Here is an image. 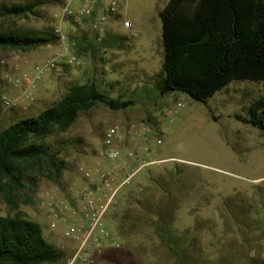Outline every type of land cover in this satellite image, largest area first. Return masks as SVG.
<instances>
[{"label": "rangeland", "instance_id": "374dc122", "mask_svg": "<svg viewBox=\"0 0 264 264\" xmlns=\"http://www.w3.org/2000/svg\"><path fill=\"white\" fill-rule=\"evenodd\" d=\"M66 1L0 0V6L40 3L34 16L4 20V25L38 36L60 27L79 59V64L66 58L58 61L29 99L23 89L12 86L10 77L57 57L63 44L57 41L30 53L0 50V130L38 115L74 83H95L108 97H122L133 105L121 111L98 105L81 112L66 133L55 131L46 147L63 163L61 175L56 176L49 164L26 172V188L12 192L13 203L39 222L44 237L58 247L65 225L49 226L40 197L55 190L64 217L71 216L77 193L99 185L84 173L106 162L101 151L110 127H133L137 135L124 140L120 149L146 145L149 160L156 163L119 193L105 225L117 234L121 246L95 257L93 264H224L227 249L230 263L249 264L238 248L236 227L249 206L264 211V130L237 115H245L244 109L264 95V83L236 80L206 102L182 92L161 96L157 80L164 46L159 12L169 0H120L122 12L109 20L103 39L127 38L121 47L103 46L88 24L74 29L72 22L62 19ZM142 124L153 131L149 142ZM15 212L6 191H0V215ZM61 250L66 257L56 264H67L72 250Z\"/></svg>", "mask_w": 264, "mask_h": 264}, {"label": "trees", "instance_id": "16d2710c", "mask_svg": "<svg viewBox=\"0 0 264 264\" xmlns=\"http://www.w3.org/2000/svg\"><path fill=\"white\" fill-rule=\"evenodd\" d=\"M39 7L40 3L0 6V50L30 53L58 41L54 29L38 36L4 25V20L34 16ZM159 15L164 46L157 80L161 96L182 92L206 102L236 80L264 83V0H170ZM126 39L107 37L102 45L121 47ZM98 105L121 111L133 101L110 98L95 83H74L38 115L0 130V191H6L16 211L0 215V264H56L65 259V252L44 237L42 225L19 211L12 192L23 191L24 174L45 164L61 175L64 165L48 151L47 139L55 131L66 133L81 112ZM244 112L237 115L240 120L264 130V95ZM249 207L238 218V248L249 264H264V211ZM226 251L224 264H232Z\"/></svg>", "mask_w": 264, "mask_h": 264}, {"label": "built area", "instance_id": "2783aa9c", "mask_svg": "<svg viewBox=\"0 0 264 264\" xmlns=\"http://www.w3.org/2000/svg\"><path fill=\"white\" fill-rule=\"evenodd\" d=\"M121 12L120 0H67L61 15L62 19L72 22L74 29L83 28L88 24L98 35L97 40L102 42L109 20ZM125 28L131 29L129 22L125 23ZM54 34L64 46L62 53L34 66L29 72L10 77L12 86L23 89L29 99L45 75L56 68L58 61L66 58L70 64H79L78 57L69 46V35L60 27L54 28ZM6 104L10 105V102L7 101ZM141 126L144 140L149 142L154 135L153 131L144 124ZM136 133L133 127L125 128L119 124L111 126L101 151L110 168L97 166L84 173L86 179L98 182L99 185L96 189H85L77 193L73 199L70 208L72 217L66 220L62 236L57 240L58 247L72 250L67 264H93L95 257L102 255L106 250L120 248V238L106 227L105 218L116 203L119 193L131 186L144 168L156 163L149 160L150 150L146 145L142 148L127 149L125 152L120 149V144L129 136L137 135ZM40 204L45 208V219H49L50 227H56L64 220L65 211L56 200L55 190L43 194ZM78 208L82 209V223L74 218L79 213Z\"/></svg>", "mask_w": 264, "mask_h": 264}, {"label": "crops", "instance_id": "0c3cea01", "mask_svg": "<svg viewBox=\"0 0 264 264\" xmlns=\"http://www.w3.org/2000/svg\"><path fill=\"white\" fill-rule=\"evenodd\" d=\"M170 1V0H169ZM162 10V9H161ZM160 10V11H161ZM159 14H160V12H159ZM134 26H136V23H135V25ZM137 141V140H136ZM139 142H141V141H139ZM123 158H125V154H123ZM101 165H102V168L103 169H109L110 168V164H108V162H101L100 163ZM72 202H73V200H71V204H72ZM79 210H78V214L76 215V216H74V218H76L79 222H81L82 223V209L81 208H78ZM71 217L72 216H69L68 218L66 217H64V220L62 221L63 222V224L65 225V227H66V220H68V219H71ZM112 250V249H111ZM66 251H71V249H69V248H66ZM110 250H106L105 252H104V255L107 253V252H109ZM239 256V255H238ZM263 256H264V254H263ZM99 257V256H98ZM194 259L195 260H199V257L197 258V257H194ZM197 260V261H198Z\"/></svg>", "mask_w": 264, "mask_h": 264}]
</instances>
